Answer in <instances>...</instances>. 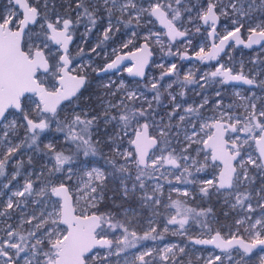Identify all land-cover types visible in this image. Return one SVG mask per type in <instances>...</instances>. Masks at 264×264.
<instances>
[{
  "label": "snow or ice",
  "instance_id": "1",
  "mask_svg": "<svg viewBox=\"0 0 264 264\" xmlns=\"http://www.w3.org/2000/svg\"><path fill=\"white\" fill-rule=\"evenodd\" d=\"M39 3L40 0H36V6H34L29 3V0H14L16 9L19 11L9 10L7 14H0V127L4 129L2 141L4 151L0 153V176H4L6 164L25 145L34 151L46 149V154H51V167L49 168L46 163L40 172V176L44 177L45 182L37 188L31 179H26L22 190L11 192L7 198L6 210L0 212V216L10 219L11 213L7 210L19 208L23 212L22 206L26 207L28 197H39L40 199H34L31 202L36 205H45L39 215L33 212L22 220V224L26 223L30 226L27 235L14 229L11 224H8L4 229L5 236H0V264H96V260L100 258L99 249L106 251L105 259L99 261V264H105L107 257L113 255L119 257L128 249L136 248L142 240H162V233L157 232V228L151 223L149 229L142 236H138L135 231H130L124 225L114 223L109 214H97L89 210L96 207V201L103 198L104 181L109 175L120 174L125 196L129 192L126 180H133L132 191H135L137 187L143 191L146 189L143 177L147 175L151 178V174L147 170L151 168L158 171L159 167L164 165H171L176 169L182 168L181 175L176 176L177 181H180L181 176L185 173L192 175L191 167H195L197 173L209 165L214 170L219 168L215 184L213 179L203 181L205 185L213 186L217 191L238 189L244 184L250 185L254 178L249 173V166L264 175V106H261L257 112L255 103L245 106L246 111L249 108L251 111L243 120L225 111L219 118H214L211 123H200L199 131H197V124L189 118L188 123L191 124L192 131L190 135L185 132L184 143H182L179 152L175 148L169 151L174 127L170 123L162 126L156 125L162 140H158L157 137L150 134L149 130L152 125L149 124L148 118L154 115L150 101L148 108H129L124 103V99L116 103L108 101L102 112L97 115L89 117L86 110H82L83 115L73 110L71 115L61 118L62 102L75 103L73 98L79 100L77 93L86 82V77L80 75L78 70L71 66L72 62L68 55L69 44L73 40L72 29L75 24L86 19L90 25V27L86 25V31L90 32L97 25L98 19L106 14L108 26L103 31V40L106 41L110 39L109 33L113 30V17L121 22V18L127 15L125 26L135 22L137 28L153 24L152 18H154L167 30V37L171 41H175L177 37H184L186 32L177 26L181 13L172 8L171 3L154 0L148 7H138L135 0H123V2L121 0H75L74 11L77 16L75 22L70 16L50 17L47 12L46 0L44 12L40 11ZM175 3L179 4L180 0H175ZM254 3L255 0H252V4ZM252 4L249 5L248 10H245L243 4L238 7L234 2L220 8L218 12L217 4L210 0L206 10L199 14V19L204 24H210L209 35H215L216 24L220 16L235 17L231 19L233 30L226 29L227 34L219 39V44L213 43L207 54L202 47L196 53V58L200 61L216 59L224 51L226 42L230 38L238 44L244 43L240 38L241 28L244 27L242 17H248L250 21L247 28L249 35L245 46L251 48L253 44H260L264 41V21H252L250 16ZM261 6L264 7V0H261ZM227 8H231V13L227 11ZM145 17L147 19H144ZM253 23L254 26H252ZM131 36L138 37L139 33L133 31ZM159 36L160 33H153L148 29L147 34L143 36L145 43L138 49L141 55L137 56L135 52L130 54V57L135 61V71L133 68L127 69L130 75L140 77L145 75V66L148 64V58L152 55L149 50V41L152 37H156L155 42L160 43ZM131 43L132 39H128L122 46L127 48ZM50 45L57 46L56 52ZM261 46L264 47V44ZM91 51L95 52L96 48H92ZM126 58L116 55L115 59L107 63L102 71L118 68L121 61ZM175 72L176 65L172 64L160 79L162 80L165 75H172ZM209 77H221L222 79L219 81L221 84H227L230 81H242L247 85L254 84L253 79L243 74H233L232 69L225 67L224 64H220L210 74L204 73L202 79L207 82ZM184 82L187 84L196 83L191 74L184 77ZM261 84L264 86V81ZM168 87L170 88L171 84ZM203 87L204 85H201V88ZM151 88L156 92L153 99L159 103L160 92L157 83L153 82ZM112 95L115 96L116 93L113 92ZM141 95L143 94L141 93ZM216 96L220 97L221 93L217 91ZM136 98L135 91L127 92V100ZM171 98L173 101L176 99L175 96ZM208 103V98L204 97L203 102L197 108L188 107L185 111L188 114L199 115V109ZM222 104L221 98L216 101L215 107L221 108ZM180 107L179 104L174 105V111L169 113V120L176 114L175 109ZM113 110L116 111L113 112ZM185 119V115L179 116L181 122ZM101 120L105 125L115 123L119 128L116 137L122 140L124 136H127L130 148L121 151L120 145H117L114 138L109 136L108 142L113 145L112 151L115 156L107 158L106 163L112 166L113 172L106 173L102 168L92 166L91 170L86 171L88 182L81 188L80 181L74 180V178L77 176V170L83 171L82 165L87 164L88 161L85 159L78 165L76 158L80 154L85 158L98 155L97 145L100 144V140L94 141L92 137L94 126L98 125ZM141 120L144 122L141 123ZM153 124H155L154 120ZM53 127L56 132L63 133L65 144L75 146L71 154H66L65 150H58L52 142L44 144V149L40 148L41 134ZM19 128L24 129L25 135L20 142L14 143L10 139V135H15ZM201 132L204 134L203 137L200 135ZM240 132L247 136L242 142L239 135L235 137L228 135ZM176 135L178 136L179 133L177 132ZM249 140L254 142L257 155L254 157L248 152L245 159L241 153ZM160 143L164 145L163 148H159L161 154L153 155L150 158L149 150L157 148ZM177 143L180 141L177 140ZM193 145H203V148L193 149L196 152V157L189 154ZM202 152L204 153L203 163L197 159ZM116 157L122 158L123 163H118ZM28 162H32L31 156H29ZM22 166L23 161H17L16 171L12 173L3 188H10L12 181L20 175ZM133 167L136 172L134 178L132 176ZM45 169L48 172L47 176H44ZM184 182L195 184L196 180L195 178L191 181L185 179ZM162 187L157 184L153 189V194L148 195L145 192L142 199L160 205L161 200L156 193L162 194ZM172 190L180 191L176 188ZM208 191V187L200 189L204 195H208ZM2 194L0 192V195ZM183 195L188 196V191L185 190ZM256 195L259 198L256 205L260 209L258 217L253 218L251 215L256 211V207L250 202V195L237 192L232 208L235 209L238 205L245 211L244 218L236 220L237 232L225 238L219 231H216L211 238L196 239L194 242L214 245L222 252L234 249L239 257L234 261V264H248L246 258H250L254 250L259 249V264H264V186L259 189ZM13 197L23 199L14 202ZM81 198L88 200L87 206H79ZM49 204L51 210L46 207ZM173 206L176 208V214L166 221L163 232L169 231L168 225H178V233L174 232L173 234L183 235L182 230L188 222L187 216L180 211V201H175ZM192 211L193 209H187V212ZM197 215L203 216L205 213L202 211ZM177 216L182 218L177 219ZM245 224L248 225L244 227L247 239L239 235V228ZM117 228H122V234L113 241L108 238L107 229L115 230ZM177 247L176 245L165 246L162 249L163 254L160 255V260L164 262L171 260V264H176L173 249ZM153 251L151 249L143 251L136 255L132 261L126 260L125 264H154L150 259L153 257ZM179 252L183 253L184 248H179ZM169 253H172L171 257L168 255ZM228 259L233 260L231 254ZM220 260L221 256L216 255L206 261V264H214L215 261Z\"/></svg>",
  "mask_w": 264,
  "mask_h": 264
},
{
  "label": "rangeland",
  "instance_id": "2",
  "mask_svg": "<svg viewBox=\"0 0 264 264\" xmlns=\"http://www.w3.org/2000/svg\"><path fill=\"white\" fill-rule=\"evenodd\" d=\"M32 1V3L35 5L36 0ZM63 1L66 3L65 8L69 10L70 13H73V17L76 20L77 16L76 12L74 11L75 8H73V5L71 4V1L75 3V0ZM121 2H123V0H121ZM135 2L137 3L138 7H148L150 3L154 2V0H135ZM163 2L171 3L172 8L180 11L181 16L179 21H177V26L180 30L187 33V38L182 41L171 43V41L166 36L165 30L158 25V22L155 21L154 18H152L154 20L153 24H149L147 27L137 28L135 22H133L132 25L125 26V21L128 18L127 15L121 18V22H118L117 19L113 17V32L118 34L122 30V35L117 37L113 50L110 51V53H115L119 50L128 48L135 49L139 45L138 41L140 39L143 40V36L147 34L148 29H150L153 33H160V43L155 42L156 37H152L149 41L153 44L156 50V60L153 62V69L149 71L145 82H137V84L134 86H130L129 82L126 80L124 70L118 71L117 73L119 76L117 83L114 79L110 78L109 80L104 81L103 84L105 87H113L112 91H109V94L111 95L110 98L108 96V98H106V93L108 92L105 91H99L101 95L99 100V95L97 96L96 93L92 95V98L87 93L83 97H80L79 100L73 99L75 103H70L68 107L64 108L63 117L71 115L73 110L81 115H83L82 110H86L89 117L97 115L102 112L108 101L116 103L119 100L124 99V103L127 104L129 108H148V102L150 101L152 104V109L154 110V115L148 118L149 124L152 125L150 127L152 135L160 137L156 125L162 126L163 124L170 123L174 127L171 133L172 143L169 151L172 148H175L177 152H179L182 143H184L185 132L190 135L192 131V126L190 123H188L189 118H191V120L197 124V131H199L200 123H211L214 118H219L222 112L226 111L229 114L238 116L241 120H243L244 117L247 116L251 111L250 108L246 111L245 106L255 103L257 105V112L260 110L261 106H264V86L261 84V82L264 81V47L258 46L255 48H245L237 47L232 44L216 62L200 65L196 60L188 61L186 58L196 55V53L199 52L202 47L204 52L210 49V24L205 25L203 21L199 19V14H202V12L206 10L210 0H180L179 4H176L175 0H163ZM212 2L217 4L218 12L220 8L228 6L230 3L234 2L237 3L238 7L240 4H243L245 10H248L249 5L252 4V0H238V2L237 0H212ZM0 3H7L4 5L2 10L3 14H7L9 10L19 11L16 9L13 1L10 2V0H0ZM44 3L45 0H40V4L43 9H45ZM227 11L231 13V8H227ZM60 16H62V14ZM117 16H119V13H117ZM250 16L254 22L264 21V7L261 6V0H255V3L252 4ZM233 18L235 17L231 15L229 17H219V23L214 37L216 42H218L220 38L227 34L226 29L233 30V25L231 24V19ZM144 19H147V17ZM241 19L244 21V27L241 28L240 36L246 39L249 35L247 28L250 21L248 17H242ZM75 25H82V30L80 31L82 37L79 39V44L77 46L78 55L82 54L87 46V42H89L90 48L87 47L86 50L89 53L92 52V48H96L97 45L100 47L101 44L105 42L103 40V31L108 26V18L106 14L102 15L100 19H98L97 25L92 28L90 32L86 31V25L90 27L86 19H82L79 24ZM252 26H254V23ZM117 29H119L118 32ZM197 29H199V31H197ZM133 31L138 32L139 36L135 38L132 37L131 33ZM109 36L111 39L112 36L110 33ZM128 39H132V43L129 44L127 48H124L122 45L126 43ZM50 46L53 48V51L56 52L57 48H55L53 45ZM182 56L185 58H181ZM93 64V56L86 55L81 58L74 68L77 69L78 72H86L93 69ZM172 64L176 65V72L172 75H165L161 80V75L166 72ZM220 64H224L225 67L231 68L233 74H243L244 76L253 79L254 84L251 86L221 84L219 82L222 79L221 77H209L207 82L202 79L204 73L210 74V72L214 71L215 68ZM161 65H163V67H161ZM189 74L194 77L196 83L187 84L184 82V77ZM153 82L157 83V87L160 92L159 103L153 99L156 95V92L151 88V84ZM169 84H171L170 88L168 87ZM201 85H204V87L201 88ZM125 88H127V90H124ZM131 91H135L137 93V98L135 100L126 99L127 92ZM217 91L221 93L220 97L216 96ZM113 92H115L117 95L115 100L112 99ZM141 93L143 95H141ZM237 93H239V95H237ZM172 96L176 97L175 101L172 100ZM204 97L208 98L209 103L203 108L199 109V115L186 113L185 110L188 107L197 108L203 102ZM221 98L223 100V104L221 108H216V101L220 100ZM94 99L96 100V104L93 102ZM89 100L90 103H87L86 101ZM175 104H179L181 107L179 109H175L176 114L172 116L171 120H169V113L174 111ZM230 105L231 107H229ZM97 107L98 111H96ZM115 111L116 110H113V112ZM180 115L186 116L185 121L181 122L179 120ZM153 120L155 121V124H153ZM143 122L144 121L141 120V123ZM102 123L104 122L101 120L99 124L93 128V140H100V144L97 145L99 149L98 155L95 157L89 156L85 158L82 154H80L76 158L78 165H80V162L84 161L85 159L88 161L87 164L82 165L83 171L79 169L77 170V176L74 178V180L80 181L81 188L85 183L88 182L86 171L91 170L92 166L100 167L105 170L106 173L113 172L112 166L106 163V160L109 157L115 156V153L112 151V148L104 149V144L109 143V136L114 138L115 143L118 141L117 145H120L121 151L129 149L126 144L128 138L127 136H124L122 140L116 137V133L119 131V128L115 125V123L113 126L116 128V133L113 134L111 133V130L107 132L108 128L106 126L104 127ZM18 131L19 129L17 130V133ZM3 132L4 129L0 127V153L4 151V145L2 143L4 139ZM177 132L179 133L178 136L176 135ZM200 135L203 137L204 134L201 132ZM228 135L232 137L239 135L241 142L247 138L246 134L243 132L238 134L229 133ZM43 136H47V139L44 143L42 140ZM204 138L206 139V137ZM177 140H179L180 143H177ZM13 142L18 143L20 140ZM48 142H52L58 150H65L66 154H71V151H73L75 148L74 145L65 144L63 133L56 132L54 127L47 133L41 134L40 148L44 149V144ZM163 147L164 145L162 148ZM197 147L203 148V145H193L192 149L189 150V154L191 156L196 157V152L193 149ZM24 148L26 159L23 157L17 158L16 160L10 159L5 166L4 176H0V192L3 193L0 195V212L6 210L7 198L11 195L12 191L22 190L26 179H31L35 186L39 188L41 184L45 182L44 177L40 176L41 168L46 163L48 164L49 168L51 167V154H46V149L43 151H34V149L28 148L27 145H25ZM42 152H45V154H42ZM248 152H250L254 157L257 155L255 144L252 140H249L248 144L244 145V151L241 153L245 156V159L247 158L246 153ZM160 154L161 152L159 149H157L151 154V157L153 155L159 156ZM37 155L40 157L38 158L39 163L37 168H32L29 165L25 169L20 167V175L17 176L16 180L12 181L10 188H3V185L8 183L12 173L16 171L17 161H23L24 164L28 161L29 156H31L32 159H37ZM203 156L204 153L202 152L200 156L197 157L201 163H203ZM116 159L118 163H123L122 158L116 157ZM147 171L151 174V178H149L147 175L143 177L146 184V189L143 191L138 187L135 191H132L131 187L133 180L125 181L127 187L129 188L127 196L124 195L120 174L115 173L114 175L107 176L102 190L103 198L96 201V207L90 208L89 210L98 214H109L112 217L114 223L124 225L130 231H135L138 236H142L144 232L149 229L151 223L152 226L157 228V232L162 233L163 239L142 240L139 242L136 248L128 249L126 252L121 253L119 257L115 255L107 257L105 264H125L126 260L130 262L135 258L136 255L150 249L154 250L153 257L150 258L153 260L154 264H171V260L168 262L160 260V255L163 254L162 249L165 246L171 245L178 246L177 248L173 249V252L175 253L176 264H206V261L216 255L221 256V260L215 261L214 264H234V261L239 259L234 249L227 252H220L214 248L197 246L192 240L209 239L215 234L216 231H219L224 237H228L230 234L236 233L238 227L236 220L244 218L245 215V211L238 205L235 209L232 208V205L235 204L236 193L240 192L249 194L250 202L254 207H256L257 201L259 199L256 193L262 186H264V175H262L259 170L249 166V173L254 178L250 185L244 184L238 189L217 191L215 187L205 185L203 183V181L207 179H213L214 184L216 183L215 177H217L219 174V168L214 170L210 165L205 166L204 170L199 173L195 171V167H191L190 171L192 175L185 173L183 176H181L180 181L176 180V176L181 175L182 168L176 169L171 165H164L159 167L158 171L151 168H149ZM135 174V168L133 167V178L135 177ZM47 175L48 172L47 169H45L44 176ZM165 177H167V179H165ZM194 178L196 180L195 184L184 182L185 179L191 181ZM157 184L163 186L162 194L159 192L156 193V195H158L161 200L160 205H155L151 201L143 200L142 197L145 195V192L148 195H152L153 189ZM202 187H208V195H204L200 192ZM173 188L180 189V191H173ZM185 190L188 191V196L183 195ZM229 191H231V194H229ZM21 199L23 198L13 197L14 202ZM34 199L40 198L28 197V203L26 207L22 206L23 212L19 208L15 210H7L11 213L10 219L5 216H0V236H5L4 229L7 228L8 224H11L14 229L21 232L22 234L27 235V231L30 226L26 223L22 224V220L26 219L27 216L33 212L39 215L41 209L45 207V205H36L32 203L31 201ZM132 199L137 203L136 206L128 204V201H132ZM105 200L108 202H113V204L117 206L118 209H102L101 205L103 202H105ZM175 201L181 202L180 211L186 214L188 220L184 230H182L184 232L183 235L173 234L174 232L178 233V225H168L169 231L166 233L163 232L166 221L170 219L172 215L176 214V208L173 206ZM88 203L89 202L86 198H81L79 206L85 207L88 205ZM46 207L48 210H51L50 204L46 205ZM189 208L193 209V211L187 212V209ZM209 209L211 211H208ZM202 211L205 213V215H197ZM251 215L253 218L258 217L260 215V209L256 207V211L251 213ZM181 218V216H177V219ZM247 226L248 225L245 224L239 228V235L244 236L245 239H247V233L244 232V227ZM107 232L108 238L115 241L117 237L121 236L122 228H117L115 230L107 229ZM181 247L184 248L183 253L179 252V248ZM99 252L100 258L96 260V264H99V261L101 259H105L106 257V251L104 249H99ZM229 254L232 255L233 260L228 259ZM168 255L171 257L172 253H169ZM246 260L248 261V264H259V251L255 252L250 258H246Z\"/></svg>",
  "mask_w": 264,
  "mask_h": 264
},
{
  "label": "flooded vegetation",
  "instance_id": "3",
  "mask_svg": "<svg viewBox=\"0 0 264 264\" xmlns=\"http://www.w3.org/2000/svg\"><path fill=\"white\" fill-rule=\"evenodd\" d=\"M13 1V0H12ZM29 2L31 3V4H33L32 2V0H29ZM62 3H63V5H64V12L63 13H60V14H58V15H61L62 14V16H70L71 18H72V20L75 22L76 20L74 19V17H73V13H70L69 12V10H67L65 7H66V3H65V1H63L62 0ZM7 3H0V14H3V8H4V5H6ZM71 4L73 5L72 7L73 8H75V3L73 2V1H71ZM34 5V4H33ZM40 5V6H39ZM38 5V7H39V9H40V11L41 12H44V10L42 11V6H41V4H39ZM34 6H36V3H35V5ZM55 18V17H54ZM218 26V25H217ZM217 26H216V29H217ZM82 30V25H78V26H74V28L72 29V34H73V40L71 41V43H70V45H69V52H68V55H69V59L71 60V66L74 68V66L81 60V58L82 57H84V56H86V55H91V56H93V62H94V64H93V66H92V70H90V71H86V72H83V71H79V74L80 75H83V76H85L86 77V84H85V86H84V88L77 94V96L80 98V97H83L85 94H87L88 93V91H91V90H93V93H92V95L94 94V93H96V95L98 96L99 95V97H98V100H99V98L101 97V95H100V92L99 91H105V92H108V93H106V98H110L111 97V95L109 94V91H112V89H113V87H105V86H103V84H104V81H106V80H109L110 78H112V79H114L115 81H116V83L118 82V76H119V74L117 73V72H114V73H106V72H103L102 71V69H104L105 67H106V64L107 63H110L112 60H114L115 59V57H116V55H120V54H123V53H130V52H133V51H136V50H138L141 46H142V44L145 42L144 40H139L138 41V43H139V45L135 48V49H124V50H119L118 52H112V53H110V51H112L113 50V47H114V43H115V41L117 40V37L118 36H121L122 35V30L118 33V34H116V33H114L113 32V30H112V32L110 33V35L112 36V38L111 39H108V40H104L105 42L104 43H102L101 44V46L100 47H96V51L95 52H91V53H89L86 49H87V47H89L90 48V46H89V42H87V46H86V48L84 49V51L82 52V54L80 55H78L77 54V52H78V50H77V46H78V44H79V39L82 37V34H80V31ZM118 32V31H117ZM186 35H187V33H186ZM214 37H215V35H214ZM216 42V41H215ZM54 46V45H53ZM55 48H57V46H54ZM149 47H150V51H151V53L153 54V57H152V59H151V62H150V65L148 66V68H147V71H146V76L144 77V79H138V78H132V77H130L129 75H128V73H127V69L128 68H132V65L130 64V65H127V66H125L124 68H122V69H120V70H124V72H125V77H126V80L129 82V84H130V86H134V85H136L137 84V82H145L146 81V79H147V76H148V73H149V71H151L152 69H153V62L156 60V50H155V47L153 46V44L151 43V42H149ZM211 47V46H210ZM207 52V51H206ZM205 52V53H206ZM59 54V53H58ZM194 56H196V55H194ZM190 57H192V56H190ZM186 60H188V61H190V60H193V59H190V58H186ZM198 62V61H197ZM200 65H202V64H206V63H204L203 61H201V62H198ZM209 64V63H208ZM90 69V68H89ZM119 70V71H120ZM73 74H76V73H73ZM46 86H47V84H46ZM124 90H127V88H125ZM109 94V95H108ZM108 96V97H107ZM116 97H117V95H115V96H112V99L113 100H115L116 99ZM92 98V97H91ZM74 99H76V98H74ZM92 100V99H91ZM93 102H94V104H96V100L94 99L93 100ZM69 102L67 101V102H65V103H63L62 105H61V108L64 110V108L65 107H68L69 106ZM63 110L61 111V118L64 116L63 115ZM96 111H98V107L96 108ZM102 122H103V120H102ZM103 124V126L105 127H107L108 129H107V132L109 131V130H111V133L113 134V133H116V128L113 126V124L114 123H112V124H108V125H105L104 123H102ZM49 130H46L44 133H47ZM150 131V134L152 135V133H151V130H149ZM110 134V133H109ZM24 135H25V132H24V129L23 128H19V131H18V133L16 134V135H10V138L13 140V141H17V140H22L23 138H24ZM152 136H154V135H152ZM154 137H156V136H154ZM158 138V140H162L160 137H157ZM46 139H47V136H43L42 137V140H43V143L46 141ZM120 141V140H119ZM29 143H30V141H29ZM118 143V141L116 142V144ZM126 144H127V147L128 148H130V145L128 144V138H127V142H126ZM162 146H163V144L162 143H160L159 145H158V147L157 148H154L152 151H151V153H150V156L149 157H151V154L155 151V150H157V149H159V148H162ZM104 149H110V148H113V145L112 144H110V143H105L104 144ZM42 154H45V152H42ZM20 157H23V158H25L26 159V153H25V148L23 147L22 149H21V151L15 156V157H13L12 159L13 160H16L17 158H20ZM38 158H40V157H38V155H37V159H32V162L31 163H29L28 161L27 162H25L24 164H23V166H22V169H25L26 167H28V165L29 166H31L32 168H34V167H38V163H39V159ZM37 165V166H36ZM167 166H169V165H167ZM133 200V199H132ZM98 214V213H97ZM223 236V235H222ZM229 237V236H228ZM228 237H225V238H228ZM255 253V252H254ZM253 253V254H254Z\"/></svg>",
  "mask_w": 264,
  "mask_h": 264
},
{
  "label": "water",
  "instance_id": "4",
  "mask_svg": "<svg viewBox=\"0 0 264 264\" xmlns=\"http://www.w3.org/2000/svg\"><path fill=\"white\" fill-rule=\"evenodd\" d=\"M13 3H14V0H13ZM29 3H30V2H29ZM157 22H158V25H159L162 29H164V30H165V33H166L167 30L163 27V25H161V24L159 23V21H157ZM203 23H204V22H203ZM218 23H219V19H218V21H217L216 26L218 25ZM205 25H206V24H205ZM166 36H167V35H166ZM167 38H168V37H167ZM186 38H187V35H185L184 37H177L175 41H171L169 38H168V39L171 41V43H175L176 41H182V40H184V39H186ZM240 38L244 41V43H242V44H238L234 39H231V38H230L229 41L226 42V45H225L224 51L221 52V53L219 54V56H218L216 59H212V60H204L203 62L206 63V64H208V63H210V62H216V61L219 59V57H220L221 55H223V54L227 51V49H228L232 44H234V45L237 46V47H245V48H248V47L245 46V45L247 44V38L245 39V38H243L242 36H240ZM144 43H145V42H144ZM144 43H143V44H144ZM210 43H211V47H212L213 43H215V44H219V41H218V42H215V40H214V35H210ZM143 44H142V46H143ZM262 44H264V41H262L260 44H253L251 48H255V47L261 46ZM69 45H70V44H69ZM54 46H56V45H54ZM142 46H141V47H142ZM211 47H210V49H209L205 54H207V53L211 50ZM149 50H150V47H149ZM133 52L137 53V56H140V55H141V53H139L138 50L133 51ZM133 52L120 54V56H124V57H127V58L121 61V63H120V65L118 66V68H116V69H111V70H108V71H103V72H106V73H114V72H117V71H119L120 69H122V68H124L125 66L130 65V64L132 65L133 71H135V68H134L135 61L130 57V54L133 53ZM152 57H153V54L148 58V64L145 66V69H144L145 75H144L143 77L130 75V74L128 73V71H127L128 75H129L130 77H132V78L144 79V77L146 76L147 68H148V66L150 65V62H151ZM188 58L193 59V60H196V61H198V62H201L200 60H198V59L196 58V56H192V57H188ZM85 84H86V82H85ZM85 84L80 88L79 92L84 88ZM227 84L247 85V84H244L242 81H238V82L230 81V82H228ZM249 86H251V85H249ZM79 92H78V93H79ZM78 93H77V94H78ZM73 99H74V98H73ZM65 102H67V101L62 102V104L65 103ZM152 150H153V149L149 150V156H150V153H151ZM238 159H239V158H238ZM221 190H227V189H221ZM195 240H196V239H193L192 241L194 242ZM194 243H195V242H194ZM195 244H196V243H195ZM196 245H197V246H202V247L214 248V249L219 250L220 252H222L221 249H218V248H216L214 245H211V244H208V245H204V244H196ZM231 250H233V249H228L227 251H231ZM258 251H259V249L254 250V252H258Z\"/></svg>",
  "mask_w": 264,
  "mask_h": 264
},
{
  "label": "trees",
  "instance_id": "5",
  "mask_svg": "<svg viewBox=\"0 0 264 264\" xmlns=\"http://www.w3.org/2000/svg\"><path fill=\"white\" fill-rule=\"evenodd\" d=\"M40 4V3H39ZM40 6V5H39ZM45 9H42V11ZM47 12L48 15L52 18H54L56 15L64 12V5L62 3V0H47ZM93 90L88 91V94L90 97H92ZM91 100V99H90ZM89 101H86L87 103H90ZM133 201V200H132ZM128 201V204L130 205H137L136 202ZM101 208L103 209H118L117 206L113 204V202H108L105 200V202L102 203Z\"/></svg>",
  "mask_w": 264,
  "mask_h": 264
}]
</instances>
